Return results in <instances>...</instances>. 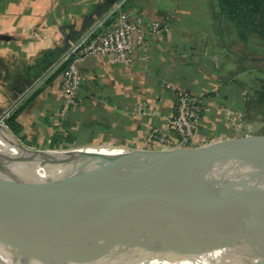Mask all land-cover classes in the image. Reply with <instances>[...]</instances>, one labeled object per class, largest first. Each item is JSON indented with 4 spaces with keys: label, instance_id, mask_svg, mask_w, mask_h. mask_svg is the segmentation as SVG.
Here are the masks:
<instances>
[{
    "label": "crops",
    "instance_id": "obj_1",
    "mask_svg": "<svg viewBox=\"0 0 264 264\" xmlns=\"http://www.w3.org/2000/svg\"><path fill=\"white\" fill-rule=\"evenodd\" d=\"M205 3L0 1V117L8 113L2 123L12 117L14 128L7 130L30 150L99 144L119 149L74 153L140 149L152 131L167 129L177 93L182 92L201 108L194 148L213 143L218 135H227V112L239 114L244 120L245 92L236 83L237 77L219 61ZM118 6L130 17L141 18L147 29L156 24V30L145 34V49H136L127 67L109 65L102 58H83L75 105L64 108L59 92L61 67L52 68L66 48L64 38L73 41L90 27L93 30L101 23L104 28L109 26L114 19H109V13ZM39 78V85L31 88ZM225 166L204 167L218 171Z\"/></svg>",
    "mask_w": 264,
    "mask_h": 264
},
{
    "label": "water",
    "instance_id": "obj_2",
    "mask_svg": "<svg viewBox=\"0 0 264 264\" xmlns=\"http://www.w3.org/2000/svg\"><path fill=\"white\" fill-rule=\"evenodd\" d=\"M244 146L262 149L207 174L204 157ZM131 152L154 159L149 167L138 164L143 177L128 175L123 182H117L115 176L107 180L101 177L99 189L94 181H80L72 187L73 179L67 177L59 181L57 176H27L28 170L50 167L38 163L36 150L23 147L0 123V244L10 246L11 236L93 230L112 237V244L92 251L103 258L114 249L107 264L129 262L139 245L174 258L264 254V207L243 208L205 225L177 223L146 205L165 184L169 160L207 182L222 177L239 182L258 175L264 169V137L226 139L192 150ZM53 245L76 264H96L87 256L75 254L67 240Z\"/></svg>",
    "mask_w": 264,
    "mask_h": 264
},
{
    "label": "bare ground",
    "instance_id": "obj_3",
    "mask_svg": "<svg viewBox=\"0 0 264 264\" xmlns=\"http://www.w3.org/2000/svg\"><path fill=\"white\" fill-rule=\"evenodd\" d=\"M218 140L223 141L224 137L218 135L215 142L218 143ZM99 148L119 149L116 146L99 144L56 151L36 150L34 156L37 162L50 168L48 170L43 168L37 169V171L28 170L25 174L29 177L49 176L50 171L57 176L59 181L65 177L73 179L72 187H76L80 181H94L96 188L99 189L98 181L101 177L102 180H107V177L111 179L115 176L117 182H123L133 176L143 177L145 175L140 172L139 163L147 167L153 164L152 156L132 153L128 149L111 152L99 151L94 154L74 153L80 150ZM257 148L244 146L235 149H222L214 156L204 157L202 163L204 166H228L262 149V147ZM84 157L94 159V161L91 159L84 160ZM81 161H84V164L80 163ZM169 161L165 184L157 193L156 198L149 201L150 204L144 203L155 213L158 212L177 223L201 222L205 225H211L219 218L228 216L240 209L264 207V169L258 174L257 179L246 183L242 180L238 182L224 177L214 182H205L197 179L181 164L172 160ZM213 171L206 169L207 174ZM212 183L215 187H212ZM233 184H235L234 187L225 190L227 185ZM209 187L212 190H207ZM60 240L69 241L76 250L75 254L87 256L96 264H107L108 256L114 251L113 249L108 252L103 258L96 257V253L92 251L101 248V246L103 248L112 244V237L93 230L66 231L58 234L26 237L11 236L10 246L0 244V251H9L4 259L0 257V264H76L77 262L74 263L75 260L66 258L64 253L54 247L53 244ZM243 257L231 255L210 257L206 258V261L197 263L198 256L174 258L139 245L136 252L129 257V262L125 261L121 264H233L234 260ZM16 258L20 260L18 263H14Z\"/></svg>",
    "mask_w": 264,
    "mask_h": 264
},
{
    "label": "built area",
    "instance_id": "obj_4",
    "mask_svg": "<svg viewBox=\"0 0 264 264\" xmlns=\"http://www.w3.org/2000/svg\"><path fill=\"white\" fill-rule=\"evenodd\" d=\"M112 16H114L113 21L105 28L101 23L93 30L90 27L86 33L76 40L71 41L64 38L66 48L52 66L54 70L61 67L59 92L64 108H71L75 105L76 91L80 80L78 74L79 64L83 58H102L109 65H124L127 67L132 63L134 51L145 49V34L153 33L156 30V24L147 29L141 18L130 17L121 10L120 6L109 13V19ZM98 29L100 31L97 33ZM41 79L34 81L31 88L38 86ZM177 98L169 117L167 129L152 131L144 139L143 147L140 149L127 148L128 150L155 152L164 148L190 149L191 146H194L193 137L200 125L199 112L201 108L195 99L185 93L178 92ZM138 110L140 111V109ZM7 114V112H3L2 117H0V123L5 128L2 119ZM226 118L229 119L227 122L229 127L227 135L223 137L238 139L251 136L249 135L250 126L240 118L239 114L227 112Z\"/></svg>",
    "mask_w": 264,
    "mask_h": 264
},
{
    "label": "rangeland",
    "instance_id": "obj_5",
    "mask_svg": "<svg viewBox=\"0 0 264 264\" xmlns=\"http://www.w3.org/2000/svg\"><path fill=\"white\" fill-rule=\"evenodd\" d=\"M235 4L236 8L231 11V14L227 12V14H229L228 17L227 14H224L220 24H218L219 15L217 14L218 8L215 0H206L204 6L212 18L211 35L216 42L217 56H220V63L224 65L227 72L233 73L237 77L236 79H238L244 87V92L248 94V97L252 101L249 112V123H247L250 126L249 135L264 137V100L258 96L260 92H264V44L260 42L259 37H257V39L252 36L246 38V34H243L245 31L253 32V28H256V33L264 32V19H260V17L255 19L249 18L245 13L243 3H241L240 0H235ZM237 20H242L244 26H235ZM243 39L247 40L244 41ZM226 139L228 138L224 137V140ZM192 148L196 149L194 146L190 147L191 150ZM90 159L91 158L88 159L84 157V160ZM91 160L94 161V159ZM80 163L84 164V161ZM42 168L45 170L49 169L48 167ZM49 176L54 177L55 175L49 171ZM257 178L258 175L242 181L246 183ZM212 185V187H215L213 183ZM233 185H227L225 190ZM207 190H212V188L209 187ZM64 250L67 252L66 248ZM0 252H2L0 253V257L4 259L8 252ZM206 258L210 257L198 256L199 260L197 263L206 261ZM244 258L245 257L234 260L232 263L264 264V254L247 256L246 259ZM14 261V263H18L20 260L16 258Z\"/></svg>",
    "mask_w": 264,
    "mask_h": 264
},
{
    "label": "trees",
    "instance_id": "obj_6",
    "mask_svg": "<svg viewBox=\"0 0 264 264\" xmlns=\"http://www.w3.org/2000/svg\"><path fill=\"white\" fill-rule=\"evenodd\" d=\"M241 3H243L244 8H245V13L249 16V18H258L260 17V19H264V0H240ZM216 2V6L218 8L217 10V14L219 15V20H218V24H220L221 20L223 19L224 14H227V12L229 14H231V11H233L236 8V4H235V0H215ZM229 14H227V17L229 16ZM236 25H243L242 20H237ZM221 26V25H220ZM219 26L220 30L221 27ZM243 34H246V38H248L249 36H252L253 38L259 37V40L262 44H264V32H258L256 33V28H253V32L251 31H245L243 32ZM244 41H246L247 39H243ZM235 78V77H234ZM238 81V79H237ZM239 86H241L244 90L243 85L241 84L240 81L236 82ZM258 96L260 98H262V100H264V92H260L258 94ZM244 103H243V118L245 120L246 123H249V112H250V105L252 103V101L250 100V98L248 97V94L245 93L244 94ZM237 109L242 110V108L238 107ZM17 113V111L13 114V116ZM12 117L8 118L5 122L4 125L6 126V128L8 130H11L14 128H12Z\"/></svg>",
    "mask_w": 264,
    "mask_h": 264
}]
</instances>
